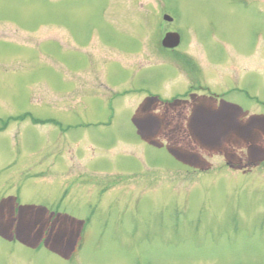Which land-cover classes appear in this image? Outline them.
Listing matches in <instances>:
<instances>
[{
  "label": "rangeland",
  "instance_id": "rangeland-1",
  "mask_svg": "<svg viewBox=\"0 0 264 264\" xmlns=\"http://www.w3.org/2000/svg\"><path fill=\"white\" fill-rule=\"evenodd\" d=\"M4 124L0 264H264V0H0Z\"/></svg>",
  "mask_w": 264,
  "mask_h": 264
},
{
  "label": "water",
  "instance_id": "water-1",
  "mask_svg": "<svg viewBox=\"0 0 264 264\" xmlns=\"http://www.w3.org/2000/svg\"><path fill=\"white\" fill-rule=\"evenodd\" d=\"M165 19H170L168 16H165ZM179 42V37L176 33H168L163 41V44L168 47H173Z\"/></svg>",
  "mask_w": 264,
  "mask_h": 264
},
{
  "label": "flooded vegetation",
  "instance_id": "flooded-vegetation-1",
  "mask_svg": "<svg viewBox=\"0 0 264 264\" xmlns=\"http://www.w3.org/2000/svg\"><path fill=\"white\" fill-rule=\"evenodd\" d=\"M159 15H160V14H159ZM161 16H162V15H161ZM161 16H160V17H161ZM165 32H168V28H166ZM167 51H168V50H167ZM150 52H151V54L154 56V53H155V52H154L153 50H151ZM199 70H200V69H199V66H198V64H197V70H196V72H199ZM199 87H200V85H199Z\"/></svg>",
  "mask_w": 264,
  "mask_h": 264
},
{
  "label": "trees",
  "instance_id": "trees-1",
  "mask_svg": "<svg viewBox=\"0 0 264 264\" xmlns=\"http://www.w3.org/2000/svg\"><path fill=\"white\" fill-rule=\"evenodd\" d=\"M22 117H23V118L20 117L19 119H24V118H25L24 116H22ZM33 121H34V120H33Z\"/></svg>",
  "mask_w": 264,
  "mask_h": 264
}]
</instances>
